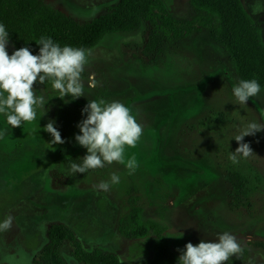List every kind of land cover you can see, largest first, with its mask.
Returning a JSON list of instances; mask_svg holds the SVG:
<instances>
[{
	"label": "rangeland",
	"instance_id": "obj_1",
	"mask_svg": "<svg viewBox=\"0 0 264 264\" xmlns=\"http://www.w3.org/2000/svg\"><path fill=\"white\" fill-rule=\"evenodd\" d=\"M44 1L85 23L120 0ZM163 1L178 18L194 14L189 0ZM242 2L260 23L264 39V0ZM148 34V25L142 23L135 31L107 33L87 49L88 64L82 73L85 96L61 100L56 90L37 83L36 94L48 101L45 115L40 118L38 110L35 121L11 128L0 114V130L7 128L0 138V221L14 217L12 229L0 233V264L25 260L45 264L40 253L54 223L71 227L85 251L98 248L116 254L122 264L150 262L154 236L128 238L119 232V220L131 198L137 199L145 218L166 226L169 249L177 258L186 243L214 242L217 234L228 232L237 238L241 251L226 264L233 258L234 264H264V130L243 138L253 155L238 157V164L229 160L238 147L233 138L249 122L264 123L263 116L250 100L244 104L235 100L232 88L243 79L206 29L146 56ZM6 50L11 55L17 49L8 42ZM218 67L233 81L218 72L204 87H195ZM252 98L264 110V90ZM101 99L130 107L143 126L137 146L125 152L126 159L135 155L139 165L131 175L116 162L83 174L70 171V165L82 163L86 155L75 141L80 134L77 125L87 115L82 109L89 100ZM61 110L73 116L74 138L67 142L61 133L65 124L57 116ZM50 120L66 147L75 148L73 152L61 154V145L49 143L52 137L43 128ZM231 168L254 184L247 195L234 190ZM113 173L120 177L118 184L107 192L95 187L110 181ZM16 220L26 226L20 229L21 238L20 232L15 233ZM72 251V242L65 240L59 249L65 264L73 263Z\"/></svg>",
	"mask_w": 264,
	"mask_h": 264
},
{
	"label": "trees",
	"instance_id": "obj_2",
	"mask_svg": "<svg viewBox=\"0 0 264 264\" xmlns=\"http://www.w3.org/2000/svg\"><path fill=\"white\" fill-rule=\"evenodd\" d=\"M189 4L194 11L191 18H178L166 8L163 0H120L105 14L89 22L79 23L44 0H0V24L9 33L8 42L16 49L28 47L33 55L39 52L40 45L37 43L42 36L50 37L61 47L87 50L97 45L107 33L135 31L142 23H146L149 34L143 53L150 56L172 41L206 29L210 38L228 54L238 75L243 80L256 79L261 90H264L262 27L246 10L242 0H189ZM218 72H223L232 80L223 67H218L207 73L200 85L195 87H204ZM42 86L52 89L50 81H45ZM249 100L264 118V110L259 103L252 97ZM57 116L65 124L61 133L66 136L64 140L67 142V139L74 138L73 116L62 110L57 112ZM66 146L64 142L58 152L66 155L75 149ZM255 178L260 179V176ZM229 179L238 193L247 195L250 187L255 188L249 176L236 168L230 169ZM136 202V198H131L127 212L119 220V232L128 238L154 236L152 259L141 264H177L178 258L170 251L165 236L166 226L145 218L142 207ZM47 237L49 241L40 253L45 264H65L59 252L65 240L73 245L72 264H122L116 254L98 248L85 251L75 231L65 224H52L48 228ZM234 263L235 258L228 262Z\"/></svg>",
	"mask_w": 264,
	"mask_h": 264
},
{
	"label": "clouds",
	"instance_id": "obj_3",
	"mask_svg": "<svg viewBox=\"0 0 264 264\" xmlns=\"http://www.w3.org/2000/svg\"><path fill=\"white\" fill-rule=\"evenodd\" d=\"M9 33L0 24V114L6 118V124L11 128L21 127L22 123H31L46 114L48 101L43 95H37L35 84L51 82L61 100L71 97L75 100L85 96L82 73L88 64L89 52L83 48L71 46L61 47L50 37L42 36L37 43L39 52L33 55L28 47H21L7 52ZM92 87L95 85L92 84ZM261 92V86L256 79L240 80L232 88V94L238 103H247L251 97ZM67 102V101H65ZM86 118L77 127L78 135L75 141L86 149L82 163H72V173L83 174L88 170L103 168L113 162L126 167L129 174L138 168L135 155L125 158L126 148H135L143 134V126L137 122L130 107L119 101L106 102L89 100L82 109ZM55 121L50 120L43 131L52 137L49 143L62 145L65 141L54 127ZM264 130V123L249 122L233 139L238 147L229 155L233 164H238V157L248 158L253 150L248 143L243 142L245 136L255 135ZM7 133V128L0 130V138ZM120 182L119 175L113 173L110 181H101L95 187L98 190L109 191L111 185ZM14 217L8 215L0 221V233H6L13 227ZM177 259V264H226V262L241 251L237 238L228 233L217 234L215 241L198 244L186 243ZM23 264H28L25 260Z\"/></svg>",
	"mask_w": 264,
	"mask_h": 264
},
{
	"label": "flooded vegetation",
	"instance_id": "obj_4",
	"mask_svg": "<svg viewBox=\"0 0 264 264\" xmlns=\"http://www.w3.org/2000/svg\"><path fill=\"white\" fill-rule=\"evenodd\" d=\"M16 228H17V231H15V233H17L18 234V232H20L19 234H20V238H21V232L22 231H20V229H25L26 230V226H24V225H22L21 224V226H19L18 224V221L16 220ZM24 226V227H23ZM33 227L35 228V229H37V227H35L34 225H33ZM28 232H30V233H33V232H31V231H28ZM27 233V232H26ZM20 238H18V236L16 237V240H17V242L19 243L21 240H20ZM9 239V238H8ZM14 243V242H13Z\"/></svg>",
	"mask_w": 264,
	"mask_h": 264
}]
</instances>
